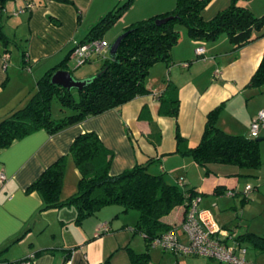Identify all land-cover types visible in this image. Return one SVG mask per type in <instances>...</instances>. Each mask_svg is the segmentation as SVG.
<instances>
[{
    "label": "crops",
    "instance_id": "obj_1",
    "mask_svg": "<svg viewBox=\"0 0 264 264\" xmlns=\"http://www.w3.org/2000/svg\"><path fill=\"white\" fill-rule=\"evenodd\" d=\"M71 1L73 4L60 0L5 1L4 31L5 25L10 24L6 16L11 14H19L15 16L17 25L25 24L27 31L23 34V42L20 39L19 42H9L16 46L17 57L13 58L9 44L0 41V121L26 105L37 89L38 79L65 60L105 14L127 0ZM175 2L133 0L119 19L122 23L114 29L113 37L123 33L135 21L172 10ZM21 7H25V11L15 13ZM106 43L112 44L110 41ZM199 46L205 49L202 55L196 52ZM109 51L110 47L106 53ZM263 52L264 37L233 50L226 35L221 40L199 43L183 32L172 49L170 62L156 63L146 78L150 93L56 134L39 129L3 149L0 173H5L7 180L0 188V261L11 263L32 257L33 264H65V251L71 249L68 259L72 264H102L109 257L112 264H135L131 253L147 251L144 235L135 230L139 213H132V219L124 215L129 211L123 212V207L111 205L78 224L75 222L77 209L74 205L41 210L44 204L42 196L37 191H27L49 165L65 155L67 167L61 199L66 200L77 193L80 174L70 148L79 134L89 131H95L113 152L111 175L120 174L152 158L154 162L149 166L152 173L164 174L168 181L180 186L179 181L183 179L187 188L199 189L203 193L199 208L209 210L219 224L210 201H217L215 206H218L224 194H215V188L220 184L227 191L225 194L236 191L237 180L234 177L240 171L236 169L230 174H220L214 165L213 175L212 164L208 168L203 167L192 157L175 153L176 132L179 128L189 146L194 147L202 138L207 115L213 108L223 103V110L227 108L226 102L233 98H236L237 106L243 105L244 96L249 100L258 92L264 93L255 90L257 88L247 89ZM71 60L73 57L69 59L68 67ZM89 77H92L90 73H83L79 79ZM168 84L176 89L173 97L180 99L177 117L159 111L160 94ZM255 115L256 112H252L248 116L246 127ZM244 123L233 114L230 125L222 124L220 128L239 134L238 127ZM206 194L215 196L205 201L203 196ZM175 218L179 220L180 215ZM221 227L228 228L226 224ZM179 234L186 241L182 231ZM161 250L153 253L150 246L146 264H181L179 255Z\"/></svg>",
    "mask_w": 264,
    "mask_h": 264
},
{
    "label": "trees",
    "instance_id": "obj_2",
    "mask_svg": "<svg viewBox=\"0 0 264 264\" xmlns=\"http://www.w3.org/2000/svg\"><path fill=\"white\" fill-rule=\"evenodd\" d=\"M5 1L0 0V41L8 44L9 39L2 21ZM60 1L73 4L71 0ZM132 1L118 4L105 14L91 27L82 42L104 40L105 34L123 16ZM210 2L211 0H176V6L172 10L130 24L124 30L129 33L122 40L115 56H98L104 60L100 71L82 89L68 90L51 80L56 70L69 69L68 61L72 50L58 66L38 79L37 89L26 105L0 121V153L15 140L39 129L56 134L71 125L120 107L137 96L150 93L146 85L147 75L156 63L170 62L172 49L181 37L177 24L184 25L187 34L199 43L216 40L225 33L233 45V50L264 37V13L257 15L248 6L240 4L239 0H232L227 8L206 20L203 10ZM167 17L172 18L164 23L157 22L158 19ZM247 86L264 91V52ZM175 90L168 84L164 93L160 94V113L178 116L180 99L173 97ZM54 100L60 103L64 113L68 110L66 115L53 117ZM222 108L223 103L208 113L202 138L194 147L189 146L187 138L178 128L175 153L190 156L203 167L208 168L213 163L233 164L241 170L238 176H256L242 171L261 167L260 138L231 134L220 128L217 121ZM70 153L80 174L77 193L66 200L61 199L67 167L65 155L49 165L28 186L27 191H37L42 196L44 204L41 210L74 205L77 209L75 222L78 224H82L86 218L96 215L106 206L119 205L123 207V212L138 210L139 218L135 230L144 235L147 251L131 253L135 264L147 263L152 241L169 229L179 226L189 211L190 201L203 194L196 187L187 188L183 179L179 181L182 185L180 186L168 181L164 174L152 173L149 170L150 164L154 162L152 158L120 174L111 175L109 169L114 154L95 131L79 134L71 145ZM253 188L252 185L251 190ZM250 191L244 193V199H249ZM225 193L227 191L223 190V186L217 185L215 194ZM178 214L180 219L175 220ZM236 239L240 243L247 240L254 248L264 252V236L249 231L236 236ZM65 252L68 259L71 249ZM0 263L7 261L2 260ZM102 264H112L111 258H107Z\"/></svg>",
    "mask_w": 264,
    "mask_h": 264
},
{
    "label": "rangeland",
    "instance_id": "obj_3",
    "mask_svg": "<svg viewBox=\"0 0 264 264\" xmlns=\"http://www.w3.org/2000/svg\"><path fill=\"white\" fill-rule=\"evenodd\" d=\"M232 0H211V2L206 6V8L203 10V16L206 20H209L216 16L220 11L224 10L231 4ZM242 4H245L248 6L252 11L256 12L257 15H260L264 13V0H239ZM176 6V2L174 7ZM173 7V8H174ZM19 9V8H17ZM131 9V8H130ZM7 15V14H5ZM4 15V16H5ZM128 14L124 15L126 17ZM15 16L18 15H12L6 16V20H9V23L5 25V31L8 35L9 42L17 41L20 39V42H23L24 39V33L27 31L25 28V24L17 25V18ZM122 19V17L120 18ZM5 21V19H4ZM3 21V22H4ZM120 23H122V20H119L111 30H109L105 34L104 40L106 42L113 43L118 36L113 37L114 29H117L119 27ZM5 24V23H4ZM177 29L180 31V34L187 33V28L182 24H177ZM112 34V36H111ZM224 35V36H223ZM228 37L227 34L223 33L219 36L218 40L223 39V37ZM108 40V41H107ZM9 49H13L12 55L13 58L17 57V49L16 46L13 45L14 43H8ZM109 56V54H107ZM93 59L91 61H87L84 63L79 69L74 70L75 65H77L76 60H71L69 64V70L72 71L73 75L76 76V78L81 76L83 73H90L92 76H95L99 73L101 65L103 63V59L99 58L97 55H94L92 57ZM12 63V62H11ZM15 64V61L12 63ZM153 69V66L150 68V71ZM150 74V72H149ZM147 75V77L149 76ZM253 89L254 87L247 86V89ZM255 89V88H254ZM258 90V89H255ZM76 95H78L76 93ZM78 97V96H77ZM227 108L223 109L221 113L219 114L217 125L220 127L222 124L230 125L229 122L232 120L233 114L235 117H238L240 119L241 123H244V125H240L238 128L239 134H245L248 136H253L255 138H261L260 141V152L262 157V165L260 168L255 170H249L244 169L242 172L256 175V176H235L237 180V185L235 187L236 191H239L241 193H234V195H228L224 194L222 200L219 202L222 207L215 206L217 201H210V207L213 209L215 215L217 216L216 219L219 220V224L221 226H224L226 224L228 226L229 231L231 233H234L235 236H239L245 232H255L261 236H264V124L260 127V133H254L251 130V125L253 122V119L260 113L261 109L260 106H264V93L258 92V94H255L249 100H245L244 96V103L243 105H236V98L230 99L226 102ZM66 111V110H65ZM68 111V110H67ZM66 111V112H67ZM53 117L54 118H60L61 116L66 115L67 113L62 111V107L60 103L57 100L53 101ZM256 112V115L250 119L248 123V127H246V122L248 116L252 113ZM246 119V121H245ZM225 122V123H223ZM238 132V131H236ZM232 134V133H231ZM236 134V133H235ZM215 165V166H214ZM217 167L216 169L219 170L220 174H223V172H230L235 171L236 169L240 168L233 164H219V163H213L212 168ZM223 169L225 171H223ZM212 174L214 175L215 170L214 168L211 170ZM211 178V176H209ZM233 178V176H230ZM166 179H169L166 177ZM79 181V180H78ZM251 183L254 188L249 192V199H244V196L246 193V185L247 183ZM230 192V191H228ZM215 195L206 194L203 196V198L209 200V198L213 197ZM216 199L218 197H215ZM118 207V206H117ZM201 207V204H200ZM132 213H139L138 210H129V212L125 213V217H129L133 219ZM135 215V214H134ZM219 216V217H218ZM219 218V219H218ZM242 244L247 248V254L246 257L248 260L252 261L255 264H264V252H260L256 248H254L253 244L247 240H243ZM162 248L159 246H151V252H162ZM174 254V253H173ZM181 264H226L225 262H220L217 259L210 258L207 256H191V255H179Z\"/></svg>",
    "mask_w": 264,
    "mask_h": 264
},
{
    "label": "built area",
    "instance_id": "obj_4",
    "mask_svg": "<svg viewBox=\"0 0 264 264\" xmlns=\"http://www.w3.org/2000/svg\"><path fill=\"white\" fill-rule=\"evenodd\" d=\"M24 11L25 7H21L15 13ZM108 47L109 45L105 40L95 39L82 42L74 47L71 57L77 61V65H83L94 55L105 57ZM196 52L198 55H202L205 49L200 46ZM262 124H264V110H261L253 119L251 125L252 132L257 133ZM6 180V174L0 173V188L3 187ZM245 189L246 191H250L252 185L248 184ZM233 194V191L228 192V195ZM200 202V195L193 197L190 201V208L185 220L179 226H175L156 237L152 241V245L159 246L176 255L207 256L226 264H255L247 259V248L236 239L234 233L221 227L209 210L200 209ZM179 231H182L185 235L186 241L180 236ZM16 264H33L32 257L19 261ZM65 264H72V261L67 259Z\"/></svg>",
    "mask_w": 264,
    "mask_h": 264
},
{
    "label": "water",
    "instance_id": "obj_5",
    "mask_svg": "<svg viewBox=\"0 0 264 264\" xmlns=\"http://www.w3.org/2000/svg\"><path fill=\"white\" fill-rule=\"evenodd\" d=\"M172 17H167L163 19H158V23H164L167 20L171 19ZM129 33V31L123 32L121 35L118 36V38L110 45V51L109 55L110 56H115V54L118 51V48L122 42V40L126 37V35ZM82 65H76L74 69L80 68ZM92 77L85 78V79H79L76 78L72 71L69 69H58L56 70L52 77L51 80L54 84L60 85L68 90L72 89H82L91 79ZM261 141V138L259 139Z\"/></svg>",
    "mask_w": 264,
    "mask_h": 264
}]
</instances>
